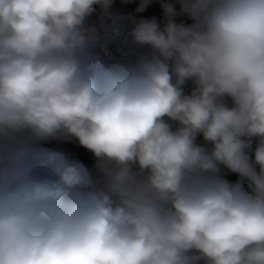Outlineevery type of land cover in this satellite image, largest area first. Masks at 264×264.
<instances>
[{"label":"clouds","instance_id":"obj_1","mask_svg":"<svg viewBox=\"0 0 264 264\" xmlns=\"http://www.w3.org/2000/svg\"><path fill=\"white\" fill-rule=\"evenodd\" d=\"M176 2L0 0V264H264V0Z\"/></svg>","mask_w":264,"mask_h":264},{"label":"rangeland","instance_id":"obj_2","mask_svg":"<svg viewBox=\"0 0 264 264\" xmlns=\"http://www.w3.org/2000/svg\"><path fill=\"white\" fill-rule=\"evenodd\" d=\"M162 0H151L149 6L143 12H137L136 9L139 7L140 0H114L112 11L119 13L123 16H134L137 19H152L156 18L161 27L164 24V13L161 8ZM167 2H171L175 5L177 12H179L180 6L176 2V0H167ZM177 23H191V20L186 16L178 15L175 17ZM89 23L96 24L97 23V14L94 13L89 17ZM131 30V24L126 23L122 29L123 38H117L111 35H106L104 37V43L102 45V52L106 55H110L114 60H123L126 58H135L136 55L142 52H147V48L142 49H132L128 46L129 36L128 33ZM186 87V86H185ZM191 88H189L190 92ZM198 142L202 143V137H198ZM47 147H51L60 151H63L73 158L79 159L91 167L93 160L91 154L82 148L75 141H52L50 144L46 145ZM253 147H255V141L253 142ZM224 177L230 181H235L238 177L236 174L230 173L228 171H224L222 173Z\"/></svg>","mask_w":264,"mask_h":264},{"label":"trees","instance_id":"obj_3","mask_svg":"<svg viewBox=\"0 0 264 264\" xmlns=\"http://www.w3.org/2000/svg\"><path fill=\"white\" fill-rule=\"evenodd\" d=\"M189 88H191V84L190 83L188 85H186V87L184 89V91H185L186 94L189 93Z\"/></svg>","mask_w":264,"mask_h":264}]
</instances>
